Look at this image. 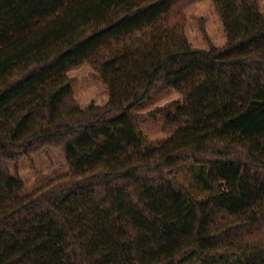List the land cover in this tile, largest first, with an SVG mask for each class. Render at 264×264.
<instances>
[{
    "label": "trees",
    "instance_id": "1",
    "mask_svg": "<svg viewBox=\"0 0 264 264\" xmlns=\"http://www.w3.org/2000/svg\"><path fill=\"white\" fill-rule=\"evenodd\" d=\"M181 1L0 0V264H264V17L212 0L226 43L197 49ZM83 63L106 104L73 100ZM164 87L181 100L147 149L133 109ZM46 149L68 171L25 193L16 164Z\"/></svg>",
    "mask_w": 264,
    "mask_h": 264
},
{
    "label": "rangeland",
    "instance_id": "2",
    "mask_svg": "<svg viewBox=\"0 0 264 264\" xmlns=\"http://www.w3.org/2000/svg\"><path fill=\"white\" fill-rule=\"evenodd\" d=\"M264 17V0H254ZM174 20H180L184 33L193 48L208 49L210 46L222 47L226 43V33L212 0H183L172 12ZM72 86V98L82 108L90 104L102 106L108 100V90L96 70L83 63L68 71ZM181 96L172 88L153 90L137 107L138 128L145 137L147 149L158 147L172 131L167 115L175 111L168 107ZM15 164L9 163L14 173ZM16 170L24 183V192L30 193L68 171L64 155L54 149L37 152L22 158ZM173 176L195 197L202 198L207 193L206 167L189 162L180 166Z\"/></svg>",
    "mask_w": 264,
    "mask_h": 264
}]
</instances>
